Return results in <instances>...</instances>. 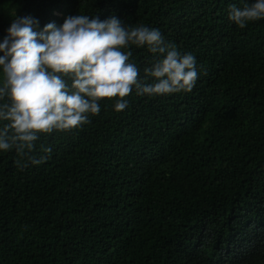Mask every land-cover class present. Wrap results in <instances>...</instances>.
I'll use <instances>...</instances> for the list:
<instances>
[{
	"label": "trees",
	"instance_id": "16d2710c",
	"mask_svg": "<svg viewBox=\"0 0 264 264\" xmlns=\"http://www.w3.org/2000/svg\"><path fill=\"white\" fill-rule=\"evenodd\" d=\"M251 2L0 0V42L16 17L42 30L70 15L115 16L158 29L198 70L189 92L133 90L122 111L105 99L81 128L41 134L32 153L49 156L41 164L0 150V264H207V227L224 257H240L251 238L264 264V19L244 28L229 19ZM130 50L143 77L157 57ZM254 203L253 226L228 237L220 225L242 222ZM197 237L202 251L178 259Z\"/></svg>",
	"mask_w": 264,
	"mask_h": 264
},
{
	"label": "clouds",
	"instance_id": "9594fccd",
	"mask_svg": "<svg viewBox=\"0 0 264 264\" xmlns=\"http://www.w3.org/2000/svg\"><path fill=\"white\" fill-rule=\"evenodd\" d=\"M229 19L239 28L264 19V0L233 6ZM38 28L33 17H16L0 42V150L15 149L25 167L27 162L38 165L49 158L32 154L41 134L81 128L90 122V115L100 113L102 100L116 98L114 108L119 112L128 106L126 97L133 90L141 96L189 92L198 79L195 57L181 54L155 28L125 26L115 16L100 20L80 14L67 16L59 26L52 22ZM132 46L146 47L157 57L144 68L143 77L130 60ZM200 136L194 143L204 155L207 135ZM42 151L50 154L51 149ZM176 173L174 169L172 177ZM134 179L138 186L137 173ZM245 210L242 222L220 225L228 237L252 227L261 207L254 203ZM207 233V264H254L251 238L240 257L228 258L209 243L217 236L215 231L207 227ZM205 242L200 237L186 240L176 256L181 260L196 255Z\"/></svg>",
	"mask_w": 264,
	"mask_h": 264
}]
</instances>
